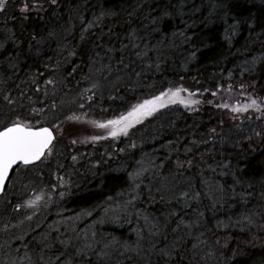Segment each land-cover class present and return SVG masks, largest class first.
Returning a JSON list of instances; mask_svg holds the SVG:
<instances>
[{"label": "trees", "instance_id": "trees-1", "mask_svg": "<svg viewBox=\"0 0 264 264\" xmlns=\"http://www.w3.org/2000/svg\"><path fill=\"white\" fill-rule=\"evenodd\" d=\"M227 2L239 5L231 7L227 15L215 7L218 0H59L47 12L33 13L28 19L22 18L18 0H9L7 10L0 13V39L11 31L19 45L7 41L0 49V123L8 116H30L34 123L39 120L50 126L45 117L52 111L53 124L76 126L78 121L67 119L76 115L82 118V125L94 126L84 121L114 119L126 100L151 99L170 88L188 89L195 94L192 99L199 101L189 107L166 101L154 116L131 127L129 140L117 144L125 146L127 153L116 154L113 149L114 161L102 148L84 145L85 155L79 161L82 183L64 207L73 214H85L122 205V211L119 209L111 219V227L90 230L101 241L97 250L112 238L135 247L140 231L145 250L152 244L174 246L171 264H264V233L259 223L264 216V113L255 117L252 108L245 113L231 110V106L244 105L252 99L264 105V0ZM77 8L85 18L83 22L74 11ZM102 8L117 14L102 18L91 29L87 42H82V26L99 16ZM165 8L179 9L181 14L166 17L161 32L153 31L150 21ZM69 25L70 33L64 31ZM132 29L144 38L134 41L138 48L128 37ZM50 31L56 33L55 38L48 37ZM34 32L43 39L36 46L39 56L35 48L28 52L30 34ZM179 32L189 39L172 35ZM84 48H95L99 53L94 65L89 59L91 51L88 56L69 55L73 49L79 53ZM77 66L78 71L69 76ZM106 77L112 79L111 83L118 81L113 97L86 91L91 79L104 85ZM49 79L55 83L46 84ZM6 95L14 103L5 101ZM181 96L187 99V93ZM223 104L230 107H221ZM33 108L42 111L33 113ZM127 108L125 104L124 110ZM106 109L116 113H108L101 120L87 117ZM61 143L79 148L68 139ZM66 161L71 165L75 162L70 154ZM38 166L27 169L29 173L20 180V187L33 185L35 177L46 174ZM53 171H48L51 178ZM57 172L61 175V170ZM137 172L139 176L134 175ZM11 182L0 197L2 212H6L2 216H7L9 227L0 241L13 238L17 230L22 250L12 254L20 258L27 250L41 252L44 260H37V264H48L64 251L66 258L74 257L76 247L72 244L65 249L59 243L62 235L56 231H46V243L55 244L47 248L40 243L44 236L26 234L31 227H13L15 221L10 218L17 203L9 191ZM111 199L115 204H108ZM144 217H148L147 222ZM73 231L67 234L69 240ZM127 255L133 259L114 255L113 262L137 264L133 253ZM95 260L88 253L83 259L75 257L74 264ZM149 261L158 264L160 257L152 254L140 264Z\"/></svg>", "mask_w": 264, "mask_h": 264}, {"label": "snow or ice", "instance_id": "snow-or-ice-1", "mask_svg": "<svg viewBox=\"0 0 264 264\" xmlns=\"http://www.w3.org/2000/svg\"><path fill=\"white\" fill-rule=\"evenodd\" d=\"M20 7L19 12L23 19H28L30 15L36 13L39 15L40 13H45L49 8L56 6L59 0H18ZM9 0H0V13L7 10ZM47 5V7H46ZM238 4L229 5L227 0H218L216 4V8L220 11L224 12L226 15L229 14L231 7H238ZM77 13L78 17L83 22V17L79 14V9H74ZM112 9L102 8L99 16H97L93 21H88L87 26H82L80 40L82 42H87L88 35L91 32L93 26H95L102 18L116 15ZM181 12L179 9L174 11H170L165 8L161 11V13L155 16L150 22L153 25V31L161 32V25L164 23L166 17H172L173 15H180ZM55 15V13H53ZM129 15H133V13H129ZM43 17H41L42 19ZM252 18V17H249ZM240 21H237L239 24ZM147 27V26H145ZM65 32L70 33L72 31V26L64 29ZM173 36H181L184 37V40L187 41L189 38L184 35L183 32L173 33ZM49 38H55V32H48ZM128 37L130 42H133V47H137L134 43L136 39H144L142 36H138L135 29H132L128 33ZM7 41H12L14 45L19 46L15 37V34L9 31L3 39H0V49L5 48V44ZM35 42V44H33ZM43 42V39L40 37L39 33L30 34V40L28 41V52L32 53L35 48V55H40L39 47ZM66 47V45H65ZM89 51H91L92 55L89 56L91 63L95 64L94 57H99V53L95 51V48L82 49L79 53L73 49L69 52L70 56H88ZM111 51V49H109ZM138 56L141 53L138 51L136 53ZM143 55H147V53H143ZM194 55V53H193ZM51 59V58H50ZM122 62V61H121ZM15 67L14 64L10 65ZM47 67V65H45ZM79 66L73 67L71 72H69V76H72L78 71ZM103 69H101L102 71ZM92 71V68L89 67V72ZM139 75V74H137ZM85 79H90V77H84ZM46 84H54V80H46ZM97 84L93 83L92 88H96ZM40 91L39 87L36 89ZM89 89H86L88 91ZM187 93V99L181 96V93ZM46 94V93H45ZM195 94L189 92L188 89L185 88H175L168 89L167 91L161 92L158 96H153L151 99L143 100L141 103L133 105L129 111L126 113H122L121 115L115 117L114 119H110L104 122L99 121H84L86 123H91L95 127L106 129L108 136L118 137L123 134L125 136L128 135V130L133 127L134 124L141 122L145 117L151 116L154 112L158 111L159 108L165 106L166 101L168 103H176L179 102L184 104L185 107H189L190 105H196L199 103L198 100L192 99ZM215 95V93H213ZM3 99L7 101L9 104L14 103L10 96H4ZM221 107L228 108L230 105L223 104ZM83 107V105H81ZM256 108L257 111L261 110V105L258 104L257 100L252 99L250 103L244 105H234L231 106V110L235 113L246 112L250 108ZM42 110L40 109H32L33 113H38ZM69 121H81L80 116L72 115L67 117ZM34 117L30 116H16L15 119L12 116H8L6 119H3V122L0 123V194H5L9 183L13 180L14 175H19L21 170H27L34 168L37 164H42L47 161V159L54 154V148L56 140V136L54 135L53 128L45 127L39 120L33 122ZM215 131V130H213ZM257 136L260 133H256ZM101 139L99 136L91 137V140L96 141ZM251 139V138H249ZM77 141L73 140L72 143L75 144ZM73 160L76 157L72 158ZM135 176H139L140 172L134 174ZM63 196V193L60 194ZM187 196V193H184ZM198 195V194H197ZM50 198V197H49ZM45 200V192L43 189L38 194H34L33 198L24 200L22 204L16 205V210H20L21 208H38L40 206V202ZM132 202L129 201V204ZM105 215L108 213V209H105ZM86 215H91V212H86ZM202 215V214H201ZM26 219L31 220L32 217L28 216ZM147 222L148 217H144ZM244 219L248 220L251 223V219L247 216ZM103 223L104 220L101 219L99 221ZM15 227V226H13ZM7 226H5V229ZM96 233H92V240H89L87 235L84 238L83 243L79 248H76L75 256L72 258H66V251L60 252L59 255L55 257L56 264H74L75 257H80L83 259L85 255L91 253L96 257L95 262L89 261L88 264H121L120 260H116L113 262V256L119 255L125 257V259L131 261L133 259L132 255H127L128 253H133L135 258H137V264H140V261H143L145 257H150L152 254H155L160 257V261L158 264H171L172 256H173V247L165 245L164 247H158L156 244L151 245V249L145 250L140 245V241L143 239V234L140 231H137V242L136 246L133 247L129 245L126 241H121L117 238H112L111 241L105 242L100 246L97 250V246L101 244V241L94 240ZM152 235H156L155 232ZM22 239V237L20 238ZM48 236H45L41 239L40 243L47 248H51L53 245L46 243L48 240ZM59 243L67 249L69 245H72L71 240H59ZM75 247V245H72ZM25 248L28 247L27 244L24 245ZM195 247V245H194ZM123 249V251H121ZM143 253V254H142ZM24 259L31 261L30 256H25ZM41 261L44 260L43 255L39 257ZM149 264L151 262L149 261Z\"/></svg>", "mask_w": 264, "mask_h": 264}, {"label": "rangeland", "instance_id": "rangeland-1", "mask_svg": "<svg viewBox=\"0 0 264 264\" xmlns=\"http://www.w3.org/2000/svg\"><path fill=\"white\" fill-rule=\"evenodd\" d=\"M83 17V14L81 15ZM80 19V18H79ZM85 19V18H83ZM80 22L81 19H80ZM107 80L105 81L104 85H101L98 80H92L90 81L89 85V92L92 95L99 93L101 97L107 96V95H112L113 92L116 91L117 84L118 82L116 79H114V83H111V80L106 77ZM95 83L97 84L96 88H92V84ZM104 83V82H103ZM101 85V87H100ZM105 86V90H104ZM116 88H115V87ZM106 92V93H105ZM114 95V94H113ZM112 95V97H113ZM116 95V94H115ZM121 95V94H120ZM105 98V97H104ZM103 98V99H104ZM147 98H142L138 97L135 102H130V100H126V103H121L122 111L120 112V109L117 111V115L119 116L120 113H126L128 111L129 107H132L133 105H136L138 103H141L143 100H146ZM115 101H118L115 99ZM126 106H128L127 109L124 110ZM130 105V106H129ZM104 112L97 113L94 112L92 114H88L89 116L87 117H92L98 120L105 119L106 115L108 113H116V110L114 109H106V110H100ZM107 111V112H106ZM188 114H191L190 111L183 110ZM120 112V113H119ZM157 112V111H156ZM105 113V115H104ZM155 113V112H154ZM154 113L151 116H154ZM245 113V112H244ZM264 113V105H261V110L257 111L256 108L251 109V114H254L255 117L263 116L262 114ZM52 111L48 114V116L45 117V122H49L50 126L55 129L56 133V140H59L57 144H55L54 148V154L50 156L45 163L39 164L38 168L42 169L43 172H45V175H42V178L35 177L33 179L34 184L33 185H26L25 187L22 186L20 187V180H24V175L29 173V171H24V172H19V175H16V177L12 180L11 182V188H10V193L11 195L14 196V199L12 201L16 202L17 204H22L24 200L33 198L34 194H38L41 189L44 190L45 192V200L40 202V206L38 208H21L20 210H13L12 211V216L13 219L10 218V220L15 221L12 225L15 226V229H20L25 228L27 226L31 227L28 229L26 234H31L34 233L41 235V236H47L46 231L49 229L51 231H56V234L62 235L61 239L67 241L69 240V231H73L72 235V244L76 245V248H79L81 244L84 241L85 236L87 235L89 240H92V230L93 228L95 231H99V229L104 228L105 226L111 227L113 224L111 222V219L121 209L122 211V205L121 206H110V207H105L100 213H93L91 212V215H85L84 213H78V214H73L71 213L68 209L64 207L65 201L67 198L74 193L76 189L79 188L80 184L82 183V178H79V172L81 171L80 169V163L79 162L83 157V154L85 155V150H84V145L86 144H92L94 147H96L95 150L101 149L104 154H107V157H111V160H115V155L120 153V154H125L127 153L125 146L122 145V147H119L117 144L118 142L120 144H125L129 140V136L125 135H119L118 137H111L108 136L107 130L106 129H101L95 126H88L86 124L82 125L83 123L78 121L75 122L77 125L73 126H64L60 123H52ZM258 115V116H256ZM148 116V117H151ZM54 118L58 119L57 116ZM52 123V124H51ZM131 129V128H130ZM128 130V132L130 131ZM93 136H99L101 139L93 141L91 140V137ZM129 137V138H128ZM71 140V143L73 140L77 141L74 146L79 145V148L70 147L68 148L66 144L61 143L62 140ZM113 149L116 154L113 153ZM79 150L81 152H79ZM71 155V158L76 157L75 162L71 165L65 162V157L68 155ZM109 154H115L109 155ZM74 165V166H73ZM50 169H54V178H51V176L48 175V171ZM58 169L61 170V175H58ZM63 193V196L60 194ZM50 197V198H49ZM119 200H121V197L118 196ZM108 204H115L113 199L108 202ZM108 206V205H107ZM105 209H108L107 215H105ZM3 208L0 204V236L4 234L6 236L7 232L9 231V227L5 229V226H7L6 221H7V216H2L6 212H2ZM96 214V215H95ZM31 216L32 219H26V217ZM100 218V219H99ZM98 219V220H96ZM103 219L104 222L100 223L99 221ZM38 220V223L35 221ZM48 220V222H47ZM50 220V221H49ZM110 220V221H109ZM70 221V222H69ZM36 222V223H35ZM57 223V228H54V225ZM260 224H262L261 231L264 233V216L261 217V220L259 221ZM111 224V225H110ZM51 226V227H50ZM69 231H68V230ZM15 231V235L13 238H8L7 240H3L4 238L1 239V249L0 251V264H37V260H40L39 257L43 255L41 252H35L33 250H27L25 253H23L22 257L20 258H15L12 252H21L22 244L20 240V235H18V232ZM64 233V234H63ZM9 234V233H8ZM66 235V236H65ZM29 236V235H28ZM64 236V237H63ZM264 236V235H262ZM19 237V238H18ZM31 237V236H30ZM264 238L262 237V240ZM40 238L38 239V241ZM94 240H98L96 237ZM41 241V240H40ZM34 243V241H32ZM2 245H5L4 247ZM53 246H55L54 242H52ZM140 245L143 246L142 242H140ZM36 246V245H35ZM52 246V247H53ZM6 247L9 249L7 251ZM29 248V247H27ZM54 248V247H53ZM75 248V252H76ZM25 256H30L31 261L24 259ZM44 257V256H43ZM50 258V256H49ZM55 259H50L49 263L50 264H55ZM48 263V264H49Z\"/></svg>", "mask_w": 264, "mask_h": 264}, {"label": "water", "instance_id": "water-1", "mask_svg": "<svg viewBox=\"0 0 264 264\" xmlns=\"http://www.w3.org/2000/svg\"><path fill=\"white\" fill-rule=\"evenodd\" d=\"M43 126H45V127H51V126H48V125H43ZM51 128H52V127H51ZM53 132H54V135L56 136L54 129H53ZM2 195H3V194H0V197H1Z\"/></svg>", "mask_w": 264, "mask_h": 264}, {"label": "flooded vegetation", "instance_id": "flooded-vegetation-1", "mask_svg": "<svg viewBox=\"0 0 264 264\" xmlns=\"http://www.w3.org/2000/svg\"><path fill=\"white\" fill-rule=\"evenodd\" d=\"M54 143H55V141H54Z\"/></svg>", "mask_w": 264, "mask_h": 264}]
</instances>
